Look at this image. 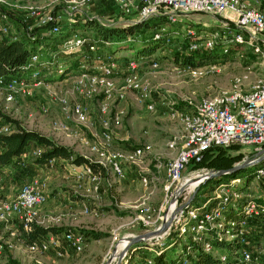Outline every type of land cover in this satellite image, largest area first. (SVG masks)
Wrapping results in <instances>:
<instances>
[{
  "label": "rangeland",
  "instance_id": "rangeland-1",
  "mask_svg": "<svg viewBox=\"0 0 264 264\" xmlns=\"http://www.w3.org/2000/svg\"><path fill=\"white\" fill-rule=\"evenodd\" d=\"M58 2L62 6L53 11L62 14L61 29L57 33L45 36L43 43L37 45L45 53V57L48 56V53L45 52L49 50L48 43L68 33L70 24L67 21H70L72 24V22L74 23L83 17V13L73 11V6L69 4L68 0H58ZM98 2L103 3L105 7L111 9L109 12L100 14L103 18L102 20L106 23L125 25L129 24L130 21L128 19L134 16L124 13L115 0H97L95 4ZM226 11L233 13L232 16L228 17L230 18V22L233 23L232 17H236V13L232 10ZM90 12L92 14L99 13L97 6L94 7L92 5ZM71 15L75 17H72L71 20L65 18ZM77 16L79 19L76 18ZM181 17L182 19L177 23L163 20L167 28L170 26L177 28V31L171 33L173 40L169 43L162 42L153 54L144 55L140 68L144 82L153 89H159L153 93V100L158 102V105L161 106V109L158 106L159 110H161V113L168 120L164 119L163 122H159L160 125L163 124L166 127L167 123L171 120L169 115L171 107L185 106L189 96H193L196 100H199L203 96L212 95L220 90L231 88L232 83L237 77H240L244 81L243 87L247 88L258 77L259 67L261 66L260 58L257 57L252 61L250 53H248L251 49L243 45L235 47L230 45L226 57H219L199 66H181L177 64L170 57L174 54L175 50L179 49V45L184 39L181 31L192 26L196 31H202L207 36H212L216 30H223L220 20L225 19V16L218 15L216 17L202 11L192 12ZM73 18L75 19L73 20ZM151 21L156 22V19H151ZM155 27L152 26L146 30L136 31L135 36L139 41L128 40L108 45L104 44L105 46H102L101 50L107 49L109 52L119 56L120 62L124 64L128 56H134L137 53L138 49L142 46V41L146 42L144 40L145 37L151 34L155 30ZM77 28L83 33L89 32L88 30H84L81 25ZM140 40L142 41L140 42ZM223 46L222 44V46H216V48L221 50ZM164 55H167L166 58H163ZM75 58V55L64 57L63 64L71 63ZM152 60L158 61L159 65L156 68L151 66ZM97 65V62H92L85 66H79L80 73L66 76L62 79H44V83L39 87H33L32 94L20 95L14 102L8 104L0 97V107L9 116L20 120L26 127L45 132L47 135L54 137L58 142L72 147L76 152L84 155L91 153V149L86 147L81 141L84 135H90L89 127L76 120L72 114L64 111L62 99L71 103L77 100L83 101L88 103L93 108V111H95L99 102L104 99V93L99 92V87L90 92V85L86 80L90 78L94 70L99 69ZM261 74L263 73L261 72ZM81 79L84 84L80 82ZM108 102L112 113L118 110L122 111V121L119 126L123 128V133L116 137V132H113L115 145L128 148L134 144H150L151 152L144 157L143 161L140 163L125 162L124 177L122 176L123 178L120 180L119 175L113 174L108 170L107 175H102L98 190H93V196L81 194L82 174L71 165L67 166L58 161L53 166L44 165L43 169L39 172V174L45 175L47 183L50 182L47 187L48 199L46 203L51 201L57 206L69 207L72 209L71 212L74 213V215L71 214V217H76L74 220L78 225L71 226L70 224H66V227L95 231L100 233L99 236H85L83 250L77 251L70 247L66 241H63V231L57 234L61 237L60 241L62 242L59 249L63 251L62 254H59L54 247H51L46 253L34 254L29 252L26 244L21 241L18 224L8 231H5V225H3L0 226V264H42L43 262L46 264H108L117 246L124 244L123 242L127 244V239L131 235L146 234L158 226L167 216V211H170L174 200H176L177 205L183 202L190 204L195 202L202 203L208 196L217 193L215 189L219 183L214 185L213 179L210 181L207 179L201 184L195 193V202L193 201L194 198L188 200L195 186L192 187L190 184H186L177 193L176 191L180 184L178 183L177 186L167 190L165 188V164L169 158L173 157L176 150L171 149L167 145L172 155L164 157L160 153L155 154L154 148L162 149L164 144L157 142L153 145L149 140H146L147 124H145L146 119L143 115V109L146 106L139 101L135 91L128 90L123 99L119 100L113 97ZM44 104L49 106L47 112L42 110V105ZM154 110L149 111L154 112ZM91 121L93 127L100 128V123L96 116L91 117ZM56 122H59V124ZM172 133L173 131L163 130V141L166 144L170 138L174 137ZM123 136L125 137L122 138ZM34 147L35 144H33L32 148ZM230 150L233 153L242 152L250 154L254 152L255 144L240 145L239 150L233 148ZM243 157L236 163L240 162ZM29 158L31 160L33 157L29 156ZM155 163H160V165L157 166ZM252 167L254 166L243 169L238 173L243 178L244 183ZM155 169H161V171L157 172ZM82 171L83 177L87 178L89 174L86 172L85 166ZM190 172L191 170L187 171L185 175ZM144 176L148 178L147 184L143 180ZM121 180L127 187L128 192L127 190H121ZM244 183L240 182L229 190V193L233 195V202H236L239 198H264V179L262 177L254 175L250 183ZM151 190L153 191L151 192ZM218 193H221V191H218ZM0 198L4 197L0 195ZM145 206L150 207L151 220L149 223L140 218V214L145 212ZM65 212H67V209H61L60 207L55 211L59 216L55 223H58L59 219L61 223L62 221L64 222V218L68 219V215ZM85 215L88 217L84 218ZM173 215L170 216L169 225L157 236H147L150 238L147 242L145 241L147 244L140 249L141 251H138L139 248H136L138 252L131 264H137L141 258L151 257L155 253V250L166 245L167 240L172 235L174 236L178 233L179 230L176 224L172 223ZM246 220V236L249 240V247L259 257V261L255 264H260L264 261V214L247 216ZM50 221L51 223L54 222L53 219H49V221H44V224H49ZM187 236H183L182 242L179 244L168 247L169 254H182L183 243L186 241ZM208 237H212L211 239L214 243L212 231H209ZM227 237L229 236L225 234L223 238L228 239ZM214 246L216 255L219 256L222 253H227L232 256V247L227 245ZM129 250L130 248L125 256L121 258L116 254L117 257L115 256L114 264L120 260L122 264H127Z\"/></svg>",
  "mask_w": 264,
  "mask_h": 264
},
{
  "label": "built area",
  "instance_id": "built-area-1",
  "mask_svg": "<svg viewBox=\"0 0 264 264\" xmlns=\"http://www.w3.org/2000/svg\"><path fill=\"white\" fill-rule=\"evenodd\" d=\"M96 0H68L69 4L87 6ZM121 10L126 14L134 15L128 19L130 23L140 20H151L154 18H165L168 22L177 23L184 15L192 12L202 11L214 16L222 15L226 10H232L236 17L220 20L223 30H216L212 36L204 37L195 29L188 27L181 32L186 35H198L200 40H192L189 44L190 50L202 48H213L218 39H223L225 50L230 45L248 46L260 58L258 77L252 81L249 87L244 88V81L240 77L235 78L231 88L220 90L212 95L203 96L196 100L189 96L186 105L182 107H171L169 115L179 118L183 124V131L179 136L170 138L167 145L176 152L173 157L166 161V182L165 188H171L181 183L185 173L189 170L195 171L199 168H192V163L201 160L203 154L215 146H228L230 144H255L254 152L245 153L244 158L254 159L264 154V6L257 8L248 0H115ZM0 0V5L5 3ZM29 15L38 17L42 23L49 25L51 33H57L61 29L62 14L46 10L39 5L29 7ZM7 16L0 10V31L9 32L10 24ZM92 18V17H90ZM101 22L103 20L99 18ZM168 28L163 25L156 29L154 36L162 39V42L169 43L173 40L172 34H164ZM31 39L41 38L37 33H29ZM110 44L106 39L94 36L92 33H83L80 30L73 31L67 38L63 39L57 50H47L48 56L39 48L21 66L20 75H0V97L5 103L14 102L20 95L32 94L33 87H39L44 83L43 73L49 69L61 68L64 57L75 55L79 60V66L97 62L98 70L86 80L90 85L89 91L100 88L99 92L104 93V99L99 102L95 111L83 101L77 100L68 102L62 99V107L65 112L72 114L76 120L89 127L90 135L81 138L82 143L91 149V153L85 156L100 163L107 170L116 175H124L125 162L140 163L144 157L151 152L150 144H134L125 148L115 145L113 135L114 127L119 126L122 121V111L111 112L108 100L115 97L123 99L128 90L135 91L139 101L144 103L148 110L156 108L153 100V93L159 89H153L147 85L140 73L141 61L144 56H128L122 64L119 56L102 49V46ZM64 56V57H63ZM159 65L157 60H152L151 66L156 68ZM261 72L263 74H261ZM120 78V79H119ZM80 82H83L81 79ZM84 84V82H83ZM174 104V103H173ZM42 110L47 112L49 106L42 105ZM96 116L100 128L93 127L91 117ZM59 124V122H56ZM14 130L8 122H3L0 117V134L10 133ZM43 148L35 147L26 152L27 157H38ZM56 157L48 160L53 165ZM25 163V162H23ZM73 163V168L76 167ZM86 172L93 181L94 188L98 189L102 175L95 172L88 164H83ZM255 175L264 179V159L257 164ZM145 184L148 183L147 176L143 177ZM241 182V177L236 176L229 181L220 182L215 192L200 204L183 202L181 208L174 210L173 224L183 235H190L192 240L201 246L205 251L215 254V244L212 237H208L211 229H216L220 237L227 234L228 239L239 238L241 246L234 248L232 256L227 253L217 255L222 264H254L259 257L249 247L247 234V216L263 215L264 202L256 197H249L245 200V217L238 223L236 233H230L224 229L227 219L226 211L229 205H234L233 195L229 190ZM48 183L45 179L34 176L22 184L18 193L11 198H0V219L9 220L18 218L26 229H30L32 223H39V207L48 199ZM221 191V193H218ZM145 212L140 214L146 223L150 222V207H144ZM21 239V238H20ZM61 237L50 233L40 241L25 242L29 252L43 254L54 247L59 254L62 250ZM63 241L77 251L83 250L85 246V235L80 231L71 228L63 232ZM196 253L192 246L182 249L181 264H197ZM232 257V262H229ZM152 262V257H148ZM42 264H46L43 262Z\"/></svg>",
  "mask_w": 264,
  "mask_h": 264
},
{
  "label": "trees",
  "instance_id": "trees-1",
  "mask_svg": "<svg viewBox=\"0 0 264 264\" xmlns=\"http://www.w3.org/2000/svg\"><path fill=\"white\" fill-rule=\"evenodd\" d=\"M165 18H158L156 22L151 20H144L143 22H135L129 23L125 25L119 24H105L102 23L96 17H87L83 16L81 19L76 20L72 23L71 27L75 30L77 27L81 25L84 30H88L87 33H92L96 37H100L102 39H106L110 42V44L116 42H124L128 40H136L139 39L135 36L136 31L138 30H146L152 26H156L155 30L151 34L145 37V41H142V46L138 49L137 53L134 56H144L151 55L162 43V39H157L154 36V33L157 28L163 26ZM166 20V19H165ZM167 21V20H166ZM37 28V27H36ZM177 31V28L170 26L164 34H171L172 32ZM182 32V31H181ZM185 32V31H184ZM198 32V31H197ZM70 33L62 35L59 38H56L49 45V50H57L59 43L67 38ZM202 34L204 37L207 36L205 32H198ZM202 37H198V35H186L184 39L181 41L179 45V49L175 50L174 54L170 57L177 64L181 66H199L205 64L207 62H211L219 57H226L228 55L229 50L223 49L219 50L216 46L224 45L223 39H218L215 46L213 48H202L198 50H190L189 44L194 39L200 40ZM39 43H43V38L38 39H30V38H19L15 37L10 33H5L0 31V75L4 74L7 76L11 75H20L21 66L26 63V61L30 58V56L36 51L37 45ZM251 49V48H250ZM107 50V49H106ZM251 60H255L257 58V54L251 49L249 51ZM167 55H164L163 58H166ZM71 63H64L61 68L49 69L43 73L44 79H62L66 76L75 75L81 72L79 69V60H72ZM50 77V78H49ZM0 117L3 122H8L11 126L14 127V130L10 133L0 134V163L8 164L17 156L24 154L29 151L30 145L33 143L35 147L43 148V152L35 158L37 163L40 165H49L48 160L51 157H56L57 161L60 159H66L72 163L76 164H88L95 172L100 173L101 175H107L108 170L102 166L100 163L95 162L84 154L76 152L72 147L58 142L54 137L47 135L35 128H28L21 123L17 118L9 116L5 113L0 107ZM233 148L235 150H239V144H230L228 146H215L207 150L201 160L194 161L192 163V168L199 167H211L215 169H229L231 168L237 161H239L245 153L238 152L233 153L230 149ZM254 167L251 168L250 174L248 178L245 180V183H250L251 178L255 175V169L257 165H252ZM251 166L241 168L237 171H231L224 173L222 175H218L216 177L209 178L208 181H214V185L223 182L229 181L231 178L240 176L238 173L246 168ZM241 177V176H240ZM241 182L244 183L243 178L241 177ZM244 183V184H245ZM196 198V195L193 199ZM257 200L264 202V198L256 197ZM246 198H239L236 201V204L229 205L228 210L226 211L227 219L224 229H228L230 233H236L238 229V222L245 217V211L243 209ZM195 202V201H194ZM200 204V203H194ZM19 236L25 242H33L40 241L43 238L47 237L48 234H60L68 228H71L75 231L82 232L85 236H99L100 233L95 231H90L87 229H75L73 227H66L64 225H43L40 223H32L30 229H26L23 226V223H19ZM213 232L214 243L218 246H230L233 249L239 248L241 246V242L239 238L234 239H224L218 235L216 229H211ZM176 233V232H173ZM247 235V234H246ZM183 235L179 231L176 235H172L167 240V244L159 247L153 253L152 262L148 261L147 258H141L137 264H181V255L182 254H169L167 249L170 246L177 245L182 242ZM147 244L144 240L138 241L134 243L129 250V256L127 259V264H131L135 260V255L138 251H141L142 247ZM192 246L196 253V262L197 264H222L220 258L213 253L205 251L201 246L196 244L190 235L187 236L186 241L183 243V250L187 249V246ZM136 248H139L138 251ZM233 259L230 257L229 262H232ZM257 263V262H255ZM254 263V264H255ZM122 264V263H121ZM264 264V261L262 263Z\"/></svg>",
  "mask_w": 264,
  "mask_h": 264
},
{
  "label": "crops",
  "instance_id": "crops-1",
  "mask_svg": "<svg viewBox=\"0 0 264 264\" xmlns=\"http://www.w3.org/2000/svg\"><path fill=\"white\" fill-rule=\"evenodd\" d=\"M6 2L3 3L2 5H0V10L3 11V13L6 14L7 18V22L10 24V30L7 33H10L12 35H14L15 37H19V38H30L29 33H37V35H41V38H44L47 35H51V32L49 31V25H46L44 23H42L41 20L38 19V17L35 16H31L29 15V7L31 5H39L42 6L43 8H45L46 10H57L58 8H60L62 5H60V3L58 2V0H5ZM97 1V0H96ZM253 6L257 7V8H261L264 6V0H248ZM96 7L97 6V11L99 13H94L92 14L90 12V8L91 6ZM73 6V11L74 12H80L83 13L82 16H87V17H96V18H102V16H100V14L106 13L111 11V9H108L107 7L104 6L103 3L98 2L97 4H95V1L88 4L87 6H79V5H72ZM264 8V7H263ZM55 10V11H56ZM66 10V8H65ZM68 12V11H67ZM72 12V13H74ZM71 14V13H69ZM233 13L230 11H225L224 14H222L221 16H225V17H229L232 16ZM72 17H75L74 15L69 16V17H65L66 19L71 20ZM76 18L79 19V17L77 16ZM75 18H73L74 20ZM154 19H158V18H154ZM70 27L69 32H73L74 29L71 27V22L67 21ZM73 23V22H72ZM102 23L105 24H112L110 22L106 23L104 20ZM114 24V23H113ZM37 27V28H36ZM67 34V33H66ZM71 34V33H70ZM31 39V38H30ZM51 42H49L48 44H50ZM64 60V59H63ZM62 60V62H63ZM153 99V98H152ZM156 109L154 110V112H150L146 107L143 109V115L145 116V124H147V139L149 140L151 143H157V142H161L163 143L164 147L161 148H157L155 147V154L160 153L161 155L168 156L172 155V153L170 152L166 142H164V138L162 136L163 130H167V131H173V136H179L181 134V132L183 131V124L182 121L179 118H175V117H171V120L167 123V127L163 124L160 125L159 122H163L164 119L167 120L166 116L164 114L161 113V110H159V107L161 109V106L158 105V102H156ZM159 106V107H158ZM93 109V108H92ZM148 112V113H147ZM150 112V113H149ZM168 121V120H167ZM170 123V124H169ZM42 132V131H41ZM114 132H116V137L120 136L123 133V128H121L120 126L114 127ZM45 133V132H43ZM47 134V133H45ZM125 136H123L122 138H124ZM31 147L29 148V150L33 149V143L30 145ZM35 148V147H34ZM174 154V151H173ZM64 164H66L67 166L69 165H73V163L66 159H60L58 160ZM57 159L55 161V163L58 162ZM25 162V163H23ZM54 163V164H55ZM53 164V165H54ZM53 165H46V166H53ZM155 165L159 166L160 163H155ZM44 165H40V163H37L35 161L34 158H30L27 157L26 152L20 156H17L16 158H14L10 163L8 164H1L0 163V195H2L4 198L8 197H14L18 191L20 190L21 186L23 183L29 181L31 178H33L34 176H39L43 179H45V175L44 174H39L40 170L43 169ZM83 168L84 165L83 164H77L75 169L78 172H81L82 176L81 179L83 180V183L81 185V194L85 195V196H93V190H98L94 188V184L93 181H91L90 177L88 176L87 178L83 177ZM164 168V167H163ZM155 171L159 172L161 171V169H155ZM124 175H120L119 176V180L121 178H123ZM84 178V179H83ZM157 178V177H156ZM46 180V179H45ZM47 181V180H46ZM51 181V179H50ZM50 182H48L49 185ZM120 187L121 190H127V187L123 184V181H120ZM153 190H151L152 192ZM80 192V191H79ZM128 192V190H127ZM85 204V202H84ZM61 209H67V212H65L68 215V219L64 218V222L60 221V219L57 222V218L59 217L57 213H55V211L58 208ZM69 208V207H68ZM66 207H62V206H57L55 203H52L51 201L49 203H44L43 205H41L39 207V223L43 224V225H65L66 224H70L71 226H77L78 223H76V221L74 220V218L76 217H71V214L74 215L73 212H71L72 209H68ZM88 216L85 215L84 218H87ZM61 218V217H60ZM49 219H53L54 222L49 224H44V221H49ZM17 224H19V219L18 218H12L9 220H1L0 219V226L5 225V231H8L10 228H14Z\"/></svg>",
  "mask_w": 264,
  "mask_h": 264
},
{
  "label": "water",
  "instance_id": "water-1",
  "mask_svg": "<svg viewBox=\"0 0 264 264\" xmlns=\"http://www.w3.org/2000/svg\"><path fill=\"white\" fill-rule=\"evenodd\" d=\"M144 20H140L138 22H143ZM264 159V154L263 155H260L254 159H250V158H244L242 159L240 162L234 164L231 168L229 169H215L213 168L212 169V173L208 176H206L200 183H198L197 185H195V187L192 189L191 193H190V199L188 200H192L194 197H195V193L196 191L200 188L201 184L203 182H205L207 179L209 178H212V177H216L218 175H222L224 173H227V172H231V171H237L241 168H245V167H248V166H252V165H257L258 163H260L262 160ZM183 205V203H180L178 205V208H181ZM167 214L169 216L173 215L174 214V211H167ZM170 220H162L160 222V224L158 226H156L154 229H152L149 233H140V234H133L131 235V237L129 238V240L131 241L130 245L128 246L127 248V251L128 249L136 242L138 241H141V240H144L147 242V240L150 238V237H155L157 236L161 231H163L170 223ZM147 236H150V237H147ZM126 251V253H127ZM121 263V260L120 261H117L116 264H120Z\"/></svg>",
  "mask_w": 264,
  "mask_h": 264
},
{
  "label": "bare ground",
  "instance_id": "bare-ground-1",
  "mask_svg": "<svg viewBox=\"0 0 264 264\" xmlns=\"http://www.w3.org/2000/svg\"><path fill=\"white\" fill-rule=\"evenodd\" d=\"M211 173H212V169L207 168V167H202V168H199L195 171L190 172L189 174L185 175V177L183 178V180L179 184L176 192L179 193L180 190H182L186 186V184H190V186L194 187L195 185L200 183L206 176L210 175ZM176 205H177L176 200H174L173 204L170 208V211H174L176 209ZM164 219L169 220L170 216L167 214V216ZM123 243L124 244L117 246L118 252L116 249L113 257L110 259L108 264H114L116 254H117V256H120V258L125 256L127 248L130 245L131 241L129 239H127V244L125 242H123ZM124 246H125V248H124Z\"/></svg>",
  "mask_w": 264,
  "mask_h": 264
}]
</instances>
